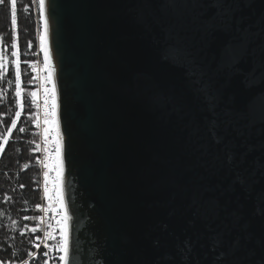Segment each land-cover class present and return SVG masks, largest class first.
Instances as JSON below:
<instances>
[{"label": "water", "instance_id": "95a60500", "mask_svg": "<svg viewBox=\"0 0 264 264\" xmlns=\"http://www.w3.org/2000/svg\"><path fill=\"white\" fill-rule=\"evenodd\" d=\"M68 264H264V0H45Z\"/></svg>", "mask_w": 264, "mask_h": 264}, {"label": "trees", "instance_id": "16d2710c", "mask_svg": "<svg viewBox=\"0 0 264 264\" xmlns=\"http://www.w3.org/2000/svg\"><path fill=\"white\" fill-rule=\"evenodd\" d=\"M36 2L38 4V0ZM34 14L33 0H17V48L12 49L10 0L0 3V52H3L7 64L3 76H0V138L7 134L15 112L19 110L15 96L16 65L13 63L17 58L20 61L21 87L24 89V107L0 156V264L25 259L32 251L33 238L38 233V230L31 232L32 228L37 229L38 168L35 162L36 138L31 132L34 117L28 101L29 84L33 79L29 64L36 54ZM14 50L18 52V57L12 56ZM21 127L24 132L19 131Z\"/></svg>", "mask_w": 264, "mask_h": 264}, {"label": "snow or ice", "instance_id": "6c2138e0", "mask_svg": "<svg viewBox=\"0 0 264 264\" xmlns=\"http://www.w3.org/2000/svg\"><path fill=\"white\" fill-rule=\"evenodd\" d=\"M4 0H0V3H3ZM39 2V13H40V19L43 22V28L44 31L40 36V48L44 53V64L45 68L48 71V76L46 77V83H49L52 85L51 88H45L44 89V111H43V142H44V152L46 153L43 161H41L43 168L45 171L43 172V179H44V185H43V195L44 198L49 202L47 208H43V211H49L52 210L53 212H57L59 215V219L57 220V225L59 226V235L60 239L58 242V250L63 253V255L60 256V260L63 262V264H68V249H69V220L71 217L68 214V209L65 205L64 201V191H63V174H64V161L62 157V151H63V144L62 140L63 137L60 135L59 131V123L57 120V102H56V88L55 84L52 80L53 73L55 69L52 66L51 62V56L47 47V34H48V17L45 14V0H38ZM11 5V24L13 29V42H12V49L17 48L16 40H15V29L17 26V0H10ZM29 47H31V42L28 44ZM13 57H18L17 51H12ZM16 65V71H15V96H16V105L19 110L15 112V118L11 121V126L7 129V134L3 135L2 138H0V153L4 152V146L7 144L8 139L10 135L12 134V131L17 126V121L21 115V110L24 107V102L22 99V93L24 92V89L21 87V70L19 67L20 61L17 58L15 61H13ZM7 68V64L5 62L4 54L3 52H0V76H3L4 71ZM28 95L31 97V104L36 105L37 104V92L31 91L28 93ZM35 124L36 127L41 126V120L37 116L35 118ZM20 132H24L25 129L23 127L19 128ZM54 134V135H53ZM49 136H53V139L51 143L55 145L54 148V156H49L47 153H49ZM37 149L40 147V145L36 146ZM27 167V165H25ZM55 172L54 177H50L49 173ZM51 180L52 188H49V182ZM23 187V185H21ZM55 205V206H54ZM37 208H41V206L38 204L36 205ZM27 219V217H25ZM51 227V225H49ZM37 231L36 228H32L31 232L35 233ZM46 238H52V232L48 231L45 232ZM47 246V245H45ZM36 247H39V245H36ZM28 255H33V253L29 252ZM47 255V253H45ZM25 264L27 262L25 261ZM45 264H47V261H45Z\"/></svg>", "mask_w": 264, "mask_h": 264}, {"label": "built area", "instance_id": "2783aa9c", "mask_svg": "<svg viewBox=\"0 0 264 264\" xmlns=\"http://www.w3.org/2000/svg\"><path fill=\"white\" fill-rule=\"evenodd\" d=\"M44 29L42 30V32ZM40 36L41 34L38 33L37 40V47H36V54L35 59L30 62L29 67L31 69L32 74V81L29 84L30 92L36 91L37 92V104L32 105L31 104V97L29 96L28 101L30 103V106L33 111V117H34V123L32 127V134L36 138L35 145H40V147L37 149L36 147V158L35 162L37 164V174H38V183H37V193H38V204L41 206V208H37L38 210V218H37V230L38 233L33 238L32 242V251L33 255H28L25 259H23L20 262H14L12 264H25V261L27 264H45V261H47V264H63V262L59 259L63 253H61L58 250V242L60 239L59 235V226L57 225V220L59 219V215L57 212H53L52 210L49 211H43V208L48 207V201L44 198L43 195V185H44V179H43V172L45 169L43 168V165L41 161H43L46 153L44 152V142H43V111H44V89L45 88H51L52 85L49 83H46V77L48 76V71L45 68L44 64V53L40 48ZM48 40V39H47ZM52 80L55 84L56 88V102H57V120L59 123V115H58V109H59V102H58V91L56 86V80H55V74L53 73ZM39 117L41 120V126L36 127L35 124V118ZM59 131L60 135L62 136L60 123H59ZM54 135V134H53ZM63 137V136H62ZM53 139V136H49V153L47 155L54 156V148L55 145L51 143ZM62 144L64 146L63 140ZM62 157H63V151H62ZM50 177L55 176V172L49 173ZM63 184H64V174H63ZM49 188H52L51 180L49 182ZM63 191H64V185H63ZM65 201V196H64ZM37 204V205H38ZM66 205V202H65ZM55 206V205H54ZM67 207V206H66ZM51 225V227H49ZM51 231L52 232V238H46L45 232ZM36 245H39V247H36ZM47 245V246H45ZM47 253V255H45Z\"/></svg>", "mask_w": 264, "mask_h": 264}, {"label": "rangeland", "instance_id": "374dc122", "mask_svg": "<svg viewBox=\"0 0 264 264\" xmlns=\"http://www.w3.org/2000/svg\"><path fill=\"white\" fill-rule=\"evenodd\" d=\"M33 6H34V10H35V27H36V35L38 37V33L42 34V30H43V22L40 19V13H39V2L37 4L36 0H33ZM36 37V47H37V40L38 38ZM40 39V38H39ZM1 156V153H0Z\"/></svg>", "mask_w": 264, "mask_h": 264}, {"label": "bare ground", "instance_id": "6f19581e", "mask_svg": "<svg viewBox=\"0 0 264 264\" xmlns=\"http://www.w3.org/2000/svg\"><path fill=\"white\" fill-rule=\"evenodd\" d=\"M46 14V13H45ZM44 29V28H43ZM47 39H48V34H47ZM47 47H48V50H49V44H48V40H47ZM49 53H50V50H49Z\"/></svg>", "mask_w": 264, "mask_h": 264}]
</instances>
